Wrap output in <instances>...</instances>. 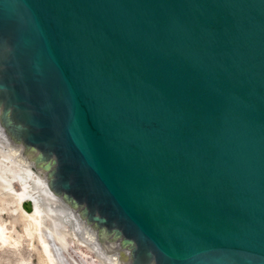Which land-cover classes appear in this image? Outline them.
I'll return each mask as SVG.
<instances>
[{
  "label": "water",
  "instance_id": "water-1",
  "mask_svg": "<svg viewBox=\"0 0 264 264\" xmlns=\"http://www.w3.org/2000/svg\"><path fill=\"white\" fill-rule=\"evenodd\" d=\"M0 150L105 264H264V0H0Z\"/></svg>",
  "mask_w": 264,
  "mask_h": 264
},
{
  "label": "bare ground",
  "instance_id": "bare-ground-1",
  "mask_svg": "<svg viewBox=\"0 0 264 264\" xmlns=\"http://www.w3.org/2000/svg\"><path fill=\"white\" fill-rule=\"evenodd\" d=\"M9 196L12 198V202L10 203L15 204V211L19 212L18 219L22 222L19 225L23 227L22 229H24V233L16 231L19 227L17 222L14 221L12 225H9L8 221L5 219L4 211L6 210V207H1L0 254L3 252H14L18 258L17 264H32L30 263L31 260L24 256V252L26 250V242H28V245L31 244V246L37 249V245L33 242L36 240L42 250V260L40 263L57 264V258L51 241L55 237L59 241H64L65 233L56 232L55 229L51 227H47V231L44 232L45 229L43 228H45V218L51 216L54 220L60 210H62L61 215L64 218L65 223L71 225L73 228V238L77 240L79 245L88 247V245L77 235L71 214L38 178V176L32 171L13 167L0 150V199L4 200V198ZM27 203H30L29 209L25 207V204ZM58 219L56 221H58ZM13 229L16 231L15 234Z\"/></svg>",
  "mask_w": 264,
  "mask_h": 264
},
{
  "label": "rangeland",
  "instance_id": "rangeland-1",
  "mask_svg": "<svg viewBox=\"0 0 264 264\" xmlns=\"http://www.w3.org/2000/svg\"><path fill=\"white\" fill-rule=\"evenodd\" d=\"M10 202H12V198L10 196L4 198V200L0 199V208L6 207L4 213H5V219L8 221L9 225H12L14 221L17 222L19 227L17 228L18 230L16 231H20V233H24V229H22L23 227L19 225L20 223H22L18 219L19 212L15 211L16 205ZM60 211H59L60 213L58 212L57 216L54 218L55 221L51 218V216L46 217L45 228H43L45 229L44 232L47 231L46 229L47 227H51L55 229L56 232L65 233L64 241H59L56 237H55L56 239L55 238L53 239L54 241L53 240L51 241L57 258V264H105L89 247H83L79 245L77 240L73 238V232H72L73 228L71 225L65 223L64 218L61 215L62 210ZM57 219L58 221H56ZM16 231H14L13 229L14 234ZM33 242H35V245H37V249L31 246L30 243H29L30 245H28V242H26V246H25L26 250L24 252L25 254L24 256L27 259L31 260L30 263L32 264H42L40 263L42 260L41 247L38 241L34 240ZM17 259L18 258L16 257L14 252H3L0 254V264H17L18 261Z\"/></svg>",
  "mask_w": 264,
  "mask_h": 264
}]
</instances>
